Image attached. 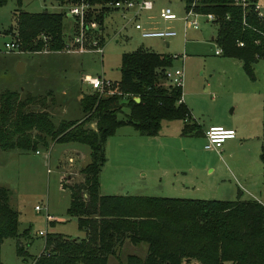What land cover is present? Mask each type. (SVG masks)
I'll list each match as a JSON object with an SVG mask.
<instances>
[{"label":"trees","instance_id":"1","mask_svg":"<svg viewBox=\"0 0 264 264\" xmlns=\"http://www.w3.org/2000/svg\"><path fill=\"white\" fill-rule=\"evenodd\" d=\"M5 1L0 0V5ZM20 1L15 0L18 5ZM50 1L63 5L73 0ZM88 1L87 19L103 24L110 9L102 4L108 0ZM183 1L185 9L191 0ZM194 9L213 14L216 33L212 39L220 54L240 59L252 77L253 62L264 58V15L254 11L252 2L241 8L233 0H198ZM64 15V9H15L12 34L18 49H61ZM178 55L142 45L121 52L116 90L84 93L79 98L83 113L79 119L55 121L43 104L44 94L21 95V90L8 88L0 91V149L35 151L47 149L53 142L88 147V160L79 168L81 179L69 184L61 177L59 181L69 193L66 213L76 217L83 236L46 234L42 252L30 264H108V257L120 252L125 241L139 245L141 252L126 253L120 264H264V205L256 199L99 190L105 139L118 126L129 124L141 135H155L162 119L177 118L183 120L181 134L201 133L187 106L177 101L181 88L169 84L164 76L163 70ZM259 156L264 162V146ZM8 199L7 187L0 185V241L15 237L16 254L23 258V246L17 238L24 231H17V211Z\"/></svg>","mask_w":264,"mask_h":264},{"label":"rangeland","instance_id":"2","mask_svg":"<svg viewBox=\"0 0 264 264\" xmlns=\"http://www.w3.org/2000/svg\"><path fill=\"white\" fill-rule=\"evenodd\" d=\"M255 2L264 14V0ZM165 6L170 8L175 18L163 19L159 16V9ZM64 7V4L50 0H21L19 5L15 0H6L0 5V91L17 89L23 92L21 95L29 92L36 96L50 91L44 96L43 104L53 119L74 118L80 113L83 115L76 96L79 90L82 93L96 91L97 94L116 90L114 82L119 79L121 52L143 45L155 51L183 54L182 59L180 55L173 58L168 70L182 66V98L190 109L192 119L201 127L218 122H223L225 126L226 122L232 121L236 136L241 137L243 143L232 145L227 150L229 153H225L223 147L230 139L224 140L218 151L205 149L202 133H179L180 119L162 123L170 128L165 138L173 146L166 154L159 152L150 160L141 179L146 182L138 184V191L158 196L235 199V183L244 185L255 178L264 180V162L258 156L260 143L264 146V58L253 62L250 77L240 59L215 53L218 46L212 38L216 33V24L205 20L203 15H197V25L184 28L183 0H152V8L138 15V21L146 28L174 30L175 34L167 38L140 37L138 30L130 23L117 32L123 19L118 12L109 10L104 20L101 55L64 48L26 51L4 47L3 43L10 41L15 32V9L37 12L58 11ZM63 25V31L69 34L75 27L66 14ZM163 39L168 43L165 44ZM21 60L26 62V66L23 71L17 72L15 65ZM87 74L101 76L110 83L102 91L94 90L82 79V75ZM35 102L39 103L37 99ZM38 103L36 106H39ZM89 125L93 126L94 123L90 121ZM180 144L186 146L185 151H178ZM87 160V145L77 142H53L47 149L38 148L36 151L0 149V185L7 187L9 204L17 211V231H24L17 238L23 246L24 259L16 254V238L5 237L0 241V262L30 264L42 252L46 234L57 233L72 238L83 236L82 229L77 227L76 217L66 213L69 193L66 187L60 186L59 181L60 177L65 184L80 180L79 168ZM188 165L192 167L188 168ZM165 172L161 182L155 183L158 174ZM181 180L187 185L182 190L184 192L166 190L167 186H176ZM229 181L234 188H229ZM106 184L105 181L103 185L106 187ZM121 184L116 189L126 186L125 182ZM104 186L99 189L108 191ZM243 195L248 194L244 192ZM34 205L40 206V209L36 210ZM45 212L51 215V219L46 220ZM39 230L43 234H39ZM121 248L120 252L108 257V264H120L126 253L141 252L139 245L133 244L132 247L128 241Z\"/></svg>","mask_w":264,"mask_h":264},{"label":"built area","instance_id":"3","mask_svg":"<svg viewBox=\"0 0 264 264\" xmlns=\"http://www.w3.org/2000/svg\"><path fill=\"white\" fill-rule=\"evenodd\" d=\"M197 2L198 0H191L188 6L184 9V14L182 16L184 28L196 26L198 23L196 17L197 15H203L205 20L213 21L214 16L212 13L199 12L194 9V5ZM233 2L234 4L241 6V8H244L249 4V2H252L254 11H256L258 15H264L260 12L255 1L233 0ZM64 5V12L73 20L75 27L73 26L70 34L64 32V43L62 48L76 52L92 51L101 55L104 42L103 27L105 23L103 22V24H101L94 19H87V13L91 8L89 1L73 0L72 2L66 3ZM102 5L109 8L111 11L118 12L119 16L123 19V22L119 26L117 32L124 30L127 24L130 23L135 29L138 30L140 37L157 36L161 38H167L175 34L174 30L170 29L146 28L138 21V15L141 11L152 8V0H108ZM158 14L163 19H173L176 17L168 6L161 7ZM3 44L6 49H18V43L14 36L12 39H10V41H5ZM43 50H46V48H43ZM214 52L220 53V48L217 47ZM180 57L182 59L183 54H181ZM168 67L163 70L166 81L171 85L181 88L183 78L182 66L176 67L173 70H168ZM82 79L86 81L92 89L98 91H102L103 87L109 85L110 83L109 80H105L103 77L97 75H82ZM177 101H183L182 92ZM203 136V148L218 151L224 140L235 137V130L232 127L223 126L221 124H210L203 130ZM34 208L39 210L40 206L34 205ZM45 218L46 220H49L51 219V215L45 212ZM38 233L43 234V232L40 230Z\"/></svg>","mask_w":264,"mask_h":264},{"label":"crops","instance_id":"4","mask_svg":"<svg viewBox=\"0 0 264 264\" xmlns=\"http://www.w3.org/2000/svg\"><path fill=\"white\" fill-rule=\"evenodd\" d=\"M103 29H104V27H103ZM104 32H105V30H104ZM163 40H164L165 44L168 43L165 39H163ZM161 51L162 50H160L158 52H161ZM25 66H26L25 61H22V60L18 61V63L15 65V70L18 69V71L21 72L24 70ZM44 92L45 93L42 92L40 94L47 95L50 91H44ZM84 93L85 92L82 93V91L79 90L78 94L76 95L77 98L79 99ZM182 100H183V98H182ZM183 102L187 106V104L185 103L184 100H183ZM187 108H188L189 113H190V109L188 106H187ZM190 115H191V113H190ZM81 116H82L81 113L77 117H74V118H63V117L59 116L60 118L57 117V120H59V119H79ZM191 117H192V115H191ZM165 120L166 119H162L160 121V128L158 130V133L155 135H141V134L137 133L133 129L132 126L128 127V126H126L127 124H123V125L118 126L115 129L114 133L109 135L105 139V143H104L105 160H104L103 164L101 165V168L99 171V187L103 188V186H104L103 184L106 181V183H107L106 187L108 188V191H102L101 189H99L101 191V193H107V192L112 193L113 192V193H119V194L134 193V194L151 195V194L143 193V191H138V184L140 182H142V183L146 182V181H142L141 179L144 178V175L146 173V169L150 165V160L153 157L160 154L159 152L166 154V151L169 150L170 147L173 146L165 138L168 135V133H167V132H169L168 129L170 130V128H168V126H167L168 124H163L164 129L162 130V127H163L162 123H168L172 119H169L166 122H165ZM182 123H183V120H181V124H180L179 129H178L179 133H180V128L182 126ZM226 123H227V125H225V126L234 128V130L236 132V128H235L234 124L232 123V121L226 122ZM210 124H222L223 125V122L210 123ZM210 124H208V125H210ZM198 125H199V130L203 134V130L208 125L204 126V127H201L200 124H198ZM165 129L167 131H164ZM171 130L176 131V129H171ZM118 131H120L121 133L117 134ZM239 133L242 134V132H240V131H239ZM184 135H188V134H184ZM242 143H243V139L241 137H237L236 133H235V137L230 138V140L223 147V150L226 153L228 148L232 147V145H238L239 146V145H242ZM109 144H110V148L108 149ZM185 147L186 146L180 144L177 148H178V151H182V150L185 151L186 150ZM262 147H263V145H261V143H260V145H259L260 152H261ZM229 152L230 151H227V153H229ZM260 152H259V154H260ZM259 154H258V156H259ZM259 158H260V156H259ZM110 161H112V164L110 163ZM190 167H192V165H188V168H190ZM141 170H142V172H139ZM164 175H166V172H165V174H162V173L158 174V179L155 180V183L161 182V180H162L161 178ZM168 178H169V176L166 179H168ZM122 182H125L126 186H123L121 189H116L118 187V185H119V188L121 187V185H123V184H121ZM168 182H171V181L168 180ZM185 184L186 183L181 180L180 183H178V182L176 183V186L174 184H172L171 186H167L168 188H166V190H170L173 192H184L182 190L186 189V187H187V185H185ZM228 184L230 185L229 188L230 187L234 188L232 186L233 183L231 181H229ZM235 185L238 186V188L236 186V193H237L236 198H239V199L253 198V199L258 200L259 202H261L264 205V180L263 179L255 178L251 182L244 183V185H239L238 182H237V184L235 183ZM106 187L104 186V188L107 190ZM245 188H246V190H245ZM223 189H225V187H223ZM121 190H126V191H121ZM244 192H247L248 195H243ZM164 194H169V193H164ZM219 199H221V198H219ZM131 246L133 247V244H131Z\"/></svg>","mask_w":264,"mask_h":264},{"label":"water","instance_id":"5","mask_svg":"<svg viewBox=\"0 0 264 264\" xmlns=\"http://www.w3.org/2000/svg\"><path fill=\"white\" fill-rule=\"evenodd\" d=\"M18 71V69H16ZM19 72V71H18ZM135 100H138V97H134Z\"/></svg>","mask_w":264,"mask_h":264}]
</instances>
